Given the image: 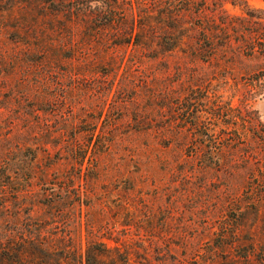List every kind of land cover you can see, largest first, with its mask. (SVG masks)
Listing matches in <instances>:
<instances>
[{"label":"rangeland","instance_id":"rangeland-1","mask_svg":"<svg viewBox=\"0 0 264 264\" xmlns=\"http://www.w3.org/2000/svg\"><path fill=\"white\" fill-rule=\"evenodd\" d=\"M111 3L0 0V167L5 161L10 180L38 185L42 163L30 165L32 156L41 157L38 149L53 155L56 144L91 136L107 145L94 168L87 173L83 162L60 178L86 177L93 193L80 205L79 222L70 216L60 226L79 232L82 244L92 226L117 239L133 264H264V54L237 52L234 65L203 68L181 52L147 59V51L123 44L114 31L92 33L87 18L73 15L75 7ZM223 8L230 16L251 15L264 31V0H227ZM90 61L102 67L91 72ZM184 63L191 67L176 69ZM222 68L226 74L218 73ZM203 77L213 78L210 98L224 107L222 116H208L205 132L231 142L220 165L207 171L184 161L197 131L166 110L158 113ZM90 119L94 124H83ZM47 169V181L56 182L55 168ZM6 200L10 210L7 190ZM43 211L35 207L36 215Z\"/></svg>","mask_w":264,"mask_h":264},{"label":"trees","instance_id":"trees-1","mask_svg":"<svg viewBox=\"0 0 264 264\" xmlns=\"http://www.w3.org/2000/svg\"><path fill=\"white\" fill-rule=\"evenodd\" d=\"M226 2L227 0H112L110 5L96 4L88 9L75 7L73 15L87 18L89 26L94 28L92 33L106 28L114 31L122 38L123 44L147 51V59L157 60L166 54L181 52L183 57L194 63V67L200 64L203 68L234 65L237 52L247 56L257 51L264 54V31H257L256 25L251 22V15H228L223 8ZM120 3H124L126 7H118ZM227 53H231V57ZM112 65L110 63L108 66L112 68ZM89 66L91 72L102 67L93 61H90ZM188 67L191 66L184 63L177 65L176 69H189ZM221 72L227 73L225 68L219 69L218 73ZM210 80L213 78H199L196 81L198 85L194 88H189L184 95H178L174 101L168 100L167 105L158 108V113L166 110L170 119L175 121L181 117L184 126L188 124L197 131L190 138L191 145L184 153L187 158L184 161L191 162L193 166L198 165L201 171L218 167L222 162V149L231 146L229 139L205 132L209 117H220L224 112V107L210 98ZM230 111L233 114L235 112L233 117H236L240 108ZM137 115L138 118L133 119V122L136 130H140V124L144 121L139 120V113ZM105 118V123L109 126V117ZM93 122L90 119L83 124L92 125ZM201 130L204 132H199ZM95 139H99V135H95ZM88 140L84 143L76 135L66 143L56 144L53 155L45 147L38 149L41 157L32 156L30 161V165H35L38 161L39 164L42 163L38 185H21L17 179L16 182L10 180L5 175V161L1 162L0 264H133L128 254L120 250L117 239L108 235L104 237L92 226L86 229L83 244L79 232L71 233L60 227L62 221L65 219L68 222L70 216L75 220L78 218L79 222L80 205L86 206L93 194L86 177L83 183H74L70 180V175L60 180L68 167L76 170V165L85 162L87 173L94 168L101 152L99 149L103 148L104 151L107 145L94 144L91 136ZM33 152L37 153L36 150ZM2 160L10 159L4 156ZM18 161L22 162V159ZM49 167L57 171L54 183H49L46 179ZM25 171L28 172L27 175L35 174L31 168ZM22 175L25 177V172ZM36 186L38 189H35ZM6 190L12 207L10 210L5 207ZM26 199L31 203H25ZM38 206L44 209V214L36 215L35 207ZM102 240L110 241L112 245Z\"/></svg>","mask_w":264,"mask_h":264}]
</instances>
